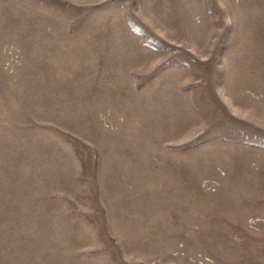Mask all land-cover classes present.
Returning <instances> with one entry per match:
<instances>
[{"label": "rangeland", "instance_id": "obj_1", "mask_svg": "<svg viewBox=\"0 0 264 264\" xmlns=\"http://www.w3.org/2000/svg\"><path fill=\"white\" fill-rule=\"evenodd\" d=\"M0 264H264V0H0Z\"/></svg>", "mask_w": 264, "mask_h": 264}]
</instances>
